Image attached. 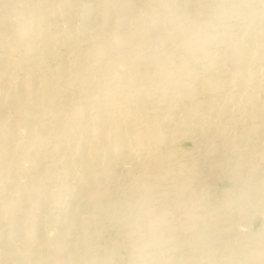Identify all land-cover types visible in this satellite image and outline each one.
<instances>
[{
    "label": "rangeland",
    "instance_id": "rangeland-1",
    "mask_svg": "<svg viewBox=\"0 0 264 264\" xmlns=\"http://www.w3.org/2000/svg\"><path fill=\"white\" fill-rule=\"evenodd\" d=\"M78 1L92 2L93 8L98 3ZM127 1L138 5L135 0ZM147 1L141 10L143 18L148 17L145 25L181 15L194 2L195 11L182 18L181 24L185 32H197L200 37L184 41L183 33L176 37L178 33L168 28L163 36L151 38L154 54H150L156 60L136 68L141 77L134 81L133 68L121 59L132 50L117 40L128 39L127 28L115 27V38L105 45L89 34L86 50L91 60L85 71L79 69L69 47L40 45L67 22L82 29L79 8H65L62 0H0V67L12 79L35 80L18 107L19 114L6 111L7 119L18 126L17 138L25 149L31 148L29 156L25 159L24 149L18 146L12 151L13 159L0 153V160L3 167L23 163L21 171L10 178L21 188L24 200L39 202L37 210L27 203L23 209L38 216L39 239L47 247L44 250L31 240L38 262L21 248L19 260L6 264H51L60 256L66 257L64 264L71 263V256L76 264H250L255 251H264V184L260 185L264 91L248 90L244 85L264 65L235 61L237 66L224 61L229 40L240 36L246 21L263 9L264 0ZM213 67H222L226 79L220 82L223 86L208 88L205 83L210 77L217 80ZM76 68L84 69L83 73ZM65 69L71 70L67 73ZM63 72L65 78L58 79ZM231 80L237 89L228 91L225 85ZM36 92L59 102L45 108L43 97ZM90 104L95 108L91 114L102 113V124L71 116L66 110L70 107L84 113ZM56 114L70 116L62 120ZM130 118L142 123H138V143H129L127 154L110 156L111 163L105 157L84 155L85 147L101 148L96 137L105 135L107 123L115 119L122 127V121ZM150 123L155 127L147 133ZM66 142L78 151L65 147ZM147 150L162 152V161L144 167ZM98 159L95 169L90 163ZM64 160L69 162L68 169L62 166ZM31 181L37 188L27 195ZM100 189L104 195L98 201L88 199ZM12 192L5 200L16 208L17 193ZM211 200L214 208L206 204ZM214 209L224 216L220 223L209 218ZM21 223L19 216L7 217L3 227ZM212 231L217 237L212 240L210 256L207 245L195 239ZM8 238L0 235V241Z\"/></svg>",
    "mask_w": 264,
    "mask_h": 264
},
{
    "label": "bare ground",
    "instance_id": "bare-ground-1",
    "mask_svg": "<svg viewBox=\"0 0 264 264\" xmlns=\"http://www.w3.org/2000/svg\"><path fill=\"white\" fill-rule=\"evenodd\" d=\"M1 1H3V0H1ZM103 1L97 0L98 3L95 2L97 5H96V7L94 6L95 8H93L92 2H91V5H92L91 6L90 4L85 5L86 3L82 4V2L81 1L79 2L78 0H62V3H63L62 6L64 5L65 8L66 7H68V8L74 7L75 8V6H76V9L79 8L78 10L80 13L79 12L78 13L80 14V19L82 22V27H81L82 29L76 30V29H74V27L72 28L73 25H70L69 22H67L66 25H63V30L59 29L54 34H52V35L49 34L48 37H46L43 40L42 44H40V45L45 46V45H48L51 43V44H55L56 46L57 45L58 46L65 45V46L69 47L71 49L72 54L75 56L77 63H79L78 65H80L79 69L85 68V71H86V66L87 65L89 66V64H90L89 62L91 60L90 55H88L87 50H86V48L88 46L87 38H88L89 34H94V36L96 35L97 38L99 39V41H101L103 43V45H105L106 41L113 40L115 38V35H113V29H115V27H117V26L118 27L122 26L124 28H127V30H129L128 39L124 40L125 38L124 39L123 38H117V40L119 43L123 44V46L125 45L126 47L130 48L132 50V53L130 55H127V56H125V55L122 56L121 59L127 64L129 69L133 68L132 79H134V81H139V78L141 76L139 74V70H136V68H138L141 64H147L150 61H153L154 59L156 60V57H153L154 55L150 54V51L152 50L151 49L152 46L150 44L151 38L155 39L156 36L159 35V37H160L161 34H162L161 36H163V33L165 34L166 33L165 30L166 29L168 30V28L175 30V32H176L175 34L178 33L176 35V37L183 33L180 37H182V39H184V41H189L194 37L195 38L200 37V35L197 32H194V33H189L187 31L185 32V28H184L183 24H181L182 18L188 17L192 13V11L193 12L195 11L194 8H195L196 4L194 5L193 4L194 2L189 3L186 7H184L181 15L165 16V18L163 20L161 19V21H160V19L158 21H152L150 19L152 22H150V23L146 22L147 24L145 25L144 24V18L145 17L143 18V16L141 15L142 14L141 12H143L141 10H143V7H145L149 4V2L147 0H135V1H137L136 3H138V5L132 4L131 2L129 3L127 0H111L109 3H105L106 1L108 2V0H106L104 2ZM234 1L237 2V0H234ZM241 1H245V3H246L247 0H241ZM189 2H191V1H189ZM63 7H62V9L65 10ZM65 14L68 15L67 11H64V15ZM146 18H148V17H146ZM146 18H145V20H147ZM244 19H245L244 17H243V19L241 17L239 20L243 21ZM81 22H80V24H81ZM245 25H246L245 29L243 31H241L240 36L238 35L237 37L229 40V42H228L229 44L228 45L226 44L228 46L229 50H228V52L226 51V55L224 56V61L225 62H234V63H235V61H238V62H240V64L242 62L255 61L257 63L259 62V63H262L264 65V7L255 16L248 19L246 21ZM54 26L56 27L58 25H54ZM56 28H58V27H56ZM75 28H77V27H75ZM239 32H240V30H239ZM172 33H173V31H172ZM225 43L226 42H224V44ZM103 50H104V48L98 49V51L100 53H104ZM153 51H151V53ZM152 54H154V53H152ZM238 62H236V63H238ZM236 65L238 66L239 64H236ZM107 67H109V71H108V75H109L112 66L109 65ZM76 69H77V72H79L78 71L79 69L78 68H76ZM70 70H66V72L67 71L69 72ZM73 71H75V70H73ZM81 71L79 72L80 75H81ZM83 71H84V69H83ZM83 71H82V73H83ZM60 72H62V71H60ZM77 72H76V74H77ZM234 72H236V70ZM79 74H77V75H79ZM65 75L66 74L63 72L60 75V77L58 75V77H59L58 79H61L62 77L65 78ZM131 75L132 74L130 73V76ZM213 75H214V78L215 77L217 78V80L210 77L208 79V81L205 83L208 86V88L209 87L210 88H216L219 85L223 86L224 84L220 83L223 81V79H226V77H225L226 73L223 70V68L222 67H213ZM251 75H253L251 80L250 79L246 80L244 85H247L249 87L248 90L250 89L252 91H258V92L263 93V91H264V67H263L262 71L260 70V72H258L257 74H251ZM68 76L69 75L67 74V77ZM172 79H170V80H172ZM173 80H175V79H173ZM34 82H35V80L32 77H24L22 80L12 79L6 74L4 69H2L0 67V153L3 156L6 154V156H8V160L13 159L12 151L15 147L19 146V147H22L24 149V154H25L24 158L25 159L28 158L29 152L31 151V148L25 149V145L22 142H20V139L17 138V137H19L18 129H17L18 126L13 121H9L7 119L6 111L11 110V111L15 112V114H19L18 107L27 98V96H29L28 92L31 90ZM225 82H226V80H225ZM171 83H173L174 86L176 85V82H171ZM235 86H236L235 80H231V82H229L227 85H225V88L228 91H232V90L237 89ZM35 95L37 97H39L41 100L43 97L42 105L45 108H51V107H53V105L55 103L59 102V100H55L52 98H46L45 96H42V94H40L39 92H36ZM61 102L64 104V107L66 108V102L63 100H61ZM251 105L253 107V105H254L253 101H252ZM86 109L87 110L84 113L82 111L76 109V108L71 109L69 107L66 110L70 111L69 114H71V116L79 115V117L80 116L89 117L90 120H92L93 122L102 124V122H103L102 113L97 114L95 111V113L91 114L92 113L91 111L95 109V108H93V105H91V104L88 105V107H86ZM68 115H66V116H68ZM66 116H64V117H66ZM55 117L62 119V120H67V117L64 118L61 114H56ZM131 118L130 119H124L122 121V127L119 125L117 120L115 121V119H112V121H110L109 124L108 123L106 124V126H108V129H106L107 131H106L105 135L104 136H98L97 135V137H96V140L102 144L101 148H97L95 146L94 147L91 146V147H87V148L85 147L83 149L84 155H86L87 157H98L101 159L105 157L106 160L108 162H110V161H112L111 160L112 158H110V156L112 157V155L114 156V155L125 154V153L127 154L128 150L130 149V148H128L129 143H132V144L138 143V138L141 134V127H140V124H138V123H142V122H138V120L134 121L133 119L135 117L133 119H131ZM139 121H140V119H139ZM124 122H125V125L123 124ZM123 125L126 127V129H123L124 128ZM154 127H155V125L153 123L147 124V133H150ZM82 128L84 131L88 130L86 126H82ZM121 128H122V131H121ZM123 131L126 132V136L125 135L123 136V134H122ZM27 133H28V136L30 137L31 134L29 132H27ZM127 133H128V135H127ZM107 139L111 143L109 146L106 145V143H108ZM11 140H15V142L8 143ZM63 145L65 147L67 146L68 149H70L71 151L73 150V152L74 151L76 152L79 149L77 146H72L67 142ZM148 150H150V149H148ZM148 150L145 152L146 153L145 157L142 158L143 159L142 163H143L144 167H146V168L151 167V166H155L156 164H159L162 161V157H163V154H161L162 152L159 153V152H153V151H148ZM151 150H153V149H151ZM142 153H144V152H142ZM262 155H263V153H262ZM84 158H85V156H84ZM98 160L95 161L94 163H90L94 166L93 168H95V169L99 165L100 160L99 161ZM103 160L106 161L105 159H103ZM64 161H65V163H63L62 166L65 169H68L69 162H66L68 160H64ZM23 162L25 163V161H23ZM103 162H102L101 166L105 164ZM22 167H23V163L19 164L17 162H12L10 167H3L2 161L0 160V228H1L0 235L9 236L8 239L0 241V263L1 264H4V263L6 264V262H8V261H14V260L18 261L19 260L18 250L21 248L25 250V252L29 256L30 260H34V262H35V261H37V257L35 256V254L33 252V247L30 246L31 244H29V242L31 240L37 241L38 245H41L40 247H42V248H43L42 245L44 244L43 238L39 239L41 237V232L39 231V227H38L39 226L38 216L37 215L35 216L33 214L29 215L28 212H24V209H23V207H26V203H27V205L30 207L31 210H37L39 208V202L35 201L33 199H30V198H28V200H24L22 197L21 188L19 187V185H17L15 182H13L12 179L10 178L13 173L20 172ZM34 181H31L29 183V186H28L27 191H26L27 195H29L30 192L36 190L37 183H35L36 181L35 182ZM261 182H262V184H264V173H263V178L260 181V185H261ZM9 190L13 191L12 193H14V192L17 193V198L14 200V202L16 201V208L11 203L7 202V200H5V199H9V192H11ZM97 190L94 191L92 194H89L90 196L88 199H90L91 201H98V199H100V197H102L104 195L103 194L104 190L100 189L102 192L97 191ZM206 204L209 206H213L212 208L215 207V202L212 200L209 202L206 201ZM217 209L216 210L214 209V212L212 213L211 217H209V218H211L212 222H214V223H217V222L220 223L224 219V216L220 212H218ZM16 216H19L22 218V223L20 225H10L6 228L3 227L5 224V219L7 217H9V219H13ZM24 218H26V219L24 220ZM214 225H216V224H214ZM215 227L216 226H214V229H215ZM218 228H219V224H218ZM208 233L209 232L206 233L207 235H205V234L203 236L201 235V237L198 238V240L195 239V242L197 241L198 243L205 244L203 246L207 245L208 250L206 252H208V254L211 256V254H212L211 243H212V240L217 237L216 236L217 234H215L213 231L209 234ZM46 239H47V237H46ZM45 248H47V247H45ZM45 248H43V249L45 250ZM255 252L256 253H254L250 257L248 262L250 264H264V251H262V250L258 251L257 250ZM65 259H66V257L63 259L62 256H60L59 258H57L55 260L54 263H51V264H64ZM73 259L74 258L71 256V257H69V261L71 263L68 260H66V261H68L70 264H76L75 260H73Z\"/></svg>",
    "mask_w": 264,
    "mask_h": 264
}]
</instances>
